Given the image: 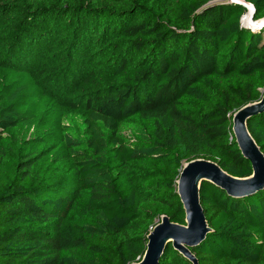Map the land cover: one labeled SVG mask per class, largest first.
Returning <instances> with one entry per match:
<instances>
[{"label":"trees","instance_id":"trees-1","mask_svg":"<svg viewBox=\"0 0 264 264\" xmlns=\"http://www.w3.org/2000/svg\"><path fill=\"white\" fill-rule=\"evenodd\" d=\"M244 1L264 18V0ZM246 10L0 0V264H136L161 215L185 224V162L251 175L232 132L264 91V24L242 26ZM20 77L64 118L58 141L19 104ZM247 128L264 154V111ZM199 196L210 231L190 248L198 264H264V187L233 197L202 181ZM158 264L192 263L168 243Z\"/></svg>","mask_w":264,"mask_h":264},{"label":"water","instance_id":"water-1","mask_svg":"<svg viewBox=\"0 0 264 264\" xmlns=\"http://www.w3.org/2000/svg\"><path fill=\"white\" fill-rule=\"evenodd\" d=\"M243 5L247 10L241 15L250 13V22L257 26L264 24V18L253 19L254 6L244 0H230ZM264 111V91L258 101L240 107L232 115V132L242 155L250 162L252 173L249 176L237 177L224 171L218 163L210 159L196 158L185 162L176 180V191L185 212V224L173 222L167 215H161L147 234L146 250L136 264H158L166 245L172 247L188 258L192 264L198 260L191 252V247L203 240L210 231L200 202V186L208 181L223 189L233 197H244L264 187V154L247 128V120Z\"/></svg>","mask_w":264,"mask_h":264},{"label":"rangeland","instance_id":"rangeland-1","mask_svg":"<svg viewBox=\"0 0 264 264\" xmlns=\"http://www.w3.org/2000/svg\"><path fill=\"white\" fill-rule=\"evenodd\" d=\"M17 81L19 82L16 84H22V90L18 99L19 104L29 105V112L36 114L38 116L37 120L39 119L38 121H40L41 125L49 127L48 132L53 136V140L58 141V127H56V124L62 122L64 118H60V114L58 116L53 109H48L47 104L42 102L43 93L37 87L38 85L33 83L28 77H20ZM58 85H61V82Z\"/></svg>","mask_w":264,"mask_h":264},{"label":"bare ground","instance_id":"bare-ground-1","mask_svg":"<svg viewBox=\"0 0 264 264\" xmlns=\"http://www.w3.org/2000/svg\"><path fill=\"white\" fill-rule=\"evenodd\" d=\"M243 25L250 26V27H256L254 23L250 22V13L245 14V16L242 19Z\"/></svg>","mask_w":264,"mask_h":264}]
</instances>
